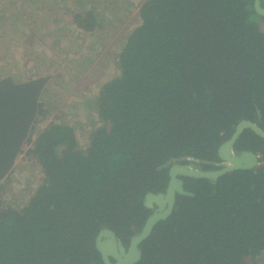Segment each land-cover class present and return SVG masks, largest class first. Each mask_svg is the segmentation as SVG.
<instances>
[{"label":"trees","instance_id":"1","mask_svg":"<svg viewBox=\"0 0 264 264\" xmlns=\"http://www.w3.org/2000/svg\"><path fill=\"white\" fill-rule=\"evenodd\" d=\"M27 2L0 0V27L11 18L42 30L49 20L35 16L62 5V28L98 38L136 9L109 41L117 73L83 95V141L48 99L51 72L0 74V264H103L99 231L128 246L156 207L145 195L166 189L174 163L221 168L218 148L240 121L264 129V14L254 0ZM234 147L254 150L258 164L216 181L181 175L194 195L177 194L134 264H264V138L246 127ZM23 153L42 175L13 203L4 196Z\"/></svg>","mask_w":264,"mask_h":264},{"label":"rangeland","instance_id":"2","mask_svg":"<svg viewBox=\"0 0 264 264\" xmlns=\"http://www.w3.org/2000/svg\"><path fill=\"white\" fill-rule=\"evenodd\" d=\"M2 1L4 6L10 5L12 8L22 3V0H16L14 4H11L12 0ZM42 1L45 0H28L27 3L34 6ZM60 6L62 5L54 6L53 10L45 9L42 15L35 16L41 17L40 22L43 24L45 20H49L42 30L34 24L28 28L19 20L15 23L11 18L7 19L0 27V74L12 73L23 77L51 72L56 85L49 91L48 99L53 98L55 104L59 105L58 115L70 119L78 127L80 139L83 141V130L91 120L87 116V108L84 106L86 99L83 95L93 96L100 84L117 73L114 60L107 52L109 41L114 42L119 36L118 29L134 23L136 9L132 11L131 6H126L125 14L115 21L114 27L105 26V30L100 34L102 37L96 38L89 33L78 36L69 29L70 26L65 25L62 28L60 18L63 19V11H60ZM53 18L56 20L53 21ZM18 24L23 28H18ZM48 30L50 35L46 34ZM84 59H87L86 62L82 61ZM71 79L74 80L72 85ZM13 175L14 190L8 187L4 197L13 203H19L32 194L42 172L36 162L26 159L23 153L17 160ZM12 193L15 195L11 196Z\"/></svg>","mask_w":264,"mask_h":264},{"label":"water","instance_id":"3","mask_svg":"<svg viewBox=\"0 0 264 264\" xmlns=\"http://www.w3.org/2000/svg\"><path fill=\"white\" fill-rule=\"evenodd\" d=\"M256 10L264 14L261 0H254ZM250 127L255 133L264 138V129L250 119L240 121L233 134L218 148L219 156L228 162L227 165L217 169H202L193 163H174L170 167V180L164 191L148 192L144 203L148 207L156 205L154 211L146 218L141 230L132 235L128 246L117 236L111 228H102L96 236V246L103 260V264H134L141 259L142 251L140 244L151 234L154 226L167 218L174 210L177 194L194 195V192L184 187L181 175L196 178H210L216 181L218 177L235 169H249L259 162V155L253 150L235 152L234 145L244 128Z\"/></svg>","mask_w":264,"mask_h":264},{"label":"flooded vegetation","instance_id":"4","mask_svg":"<svg viewBox=\"0 0 264 264\" xmlns=\"http://www.w3.org/2000/svg\"><path fill=\"white\" fill-rule=\"evenodd\" d=\"M235 146V145H234ZM234 150H235V147H234ZM242 150H251V149H242ZM242 150H240V151H242ZM239 151V152H240ZM254 151V150H253ZM235 152H237L236 150H235ZM239 152H237V153H239ZM169 180H170V169H169ZM169 183V182H168ZM146 196V195H145ZM145 200V199H144ZM145 204V203H144ZM153 205H155L154 203H153ZM156 208V207H155ZM154 208V209H155ZM130 241V240H129Z\"/></svg>","mask_w":264,"mask_h":264}]
</instances>
